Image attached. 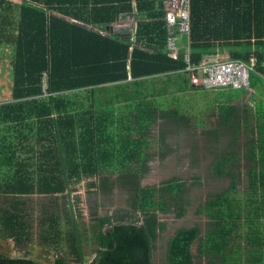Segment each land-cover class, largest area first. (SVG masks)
<instances>
[{
	"label": "trees",
	"instance_id": "obj_1",
	"mask_svg": "<svg viewBox=\"0 0 264 264\" xmlns=\"http://www.w3.org/2000/svg\"><path fill=\"white\" fill-rule=\"evenodd\" d=\"M158 1L0 0V61L9 59L13 70L12 99L0 102V239L19 247L30 242L31 199L52 198L38 243L57 256L39 262L0 253V264H154L155 241L166 229L160 215L186 214L188 192L201 177L193 185L179 178L142 185L155 154L163 160L172 150L162 127L156 138L157 124L192 125L177 110H162L153 91L178 85L208 92L189 84L181 58L168 56ZM124 13L142 19L135 40L86 28L111 26ZM188 38L193 62L229 51L245 62L255 57L256 72L250 89L219 92L215 128L203 125L217 146L230 137L211 169L230 186L199 208L208 218L205 234L196 224L171 237L166 264H196L198 240L205 264H264V0H191ZM248 94L251 102H243ZM83 182L93 223L91 262L82 252L88 230L77 187ZM116 185L130 194L131 221L121 220L128 211L99 215V197L109 199Z\"/></svg>",
	"mask_w": 264,
	"mask_h": 264
},
{
	"label": "rangeland",
	"instance_id": "obj_2",
	"mask_svg": "<svg viewBox=\"0 0 264 264\" xmlns=\"http://www.w3.org/2000/svg\"><path fill=\"white\" fill-rule=\"evenodd\" d=\"M1 56V55H0ZM3 57V56H2ZM164 83V79L162 81ZM158 84V83H157ZM178 86V85H175ZM168 86V85H162L159 86L157 91H153L154 93L158 94V97H155L156 103L162 110H169V109H175L180 114L186 115L187 117L191 118V126L189 127H182V128H175V132L170 135V133H167V141H168V135L172 136L171 140L168 141V143L173 144L171 146L172 150L165 155V158L163 160H160L157 157V154H155V157L153 160L150 161V172L147 174V176L142 181L143 186H157L161 185L165 180L167 181L168 178H179L180 180L187 181L189 177H187V170L188 174L191 172L193 167L189 164L183 165L184 160L186 157H192V155H187L186 150L184 147L185 142L188 137L194 136L196 137L198 135V138H203V135L208 136L204 132L203 125L206 123L207 125L205 128H215V122L216 117L213 115V110L216 107V102L218 96H220L222 93L227 92L228 90H208V92H193L191 90H186L184 88L182 89H176V87ZM164 87V88H163ZM12 88H13V70L12 67H10L9 59H6L5 61H0V102L8 101L12 99ZM264 88L260 90V95L264 97ZM222 92V93H219ZM259 95V92L257 93V97H261ZM242 100V99H241ZM240 100V101H241ZM244 100V101H243ZM243 102H251L249 94L246 95L245 98H243ZM254 105V103H253ZM181 130H183V134L181 136V133H179ZM156 131V138L159 136L161 129L158 127V125L155 127ZM228 136L226 135L222 146L226 147L228 146L229 140L226 141ZM208 139L210 140V137L208 136ZM227 142V145H224V143ZM211 143V140H210ZM193 145H198V141L194 140L192 142ZM156 145V144H155ZM214 145H209V153L212 155ZM159 149L158 144L155 147V151ZM188 149V148H186ZM197 149V148H196ZM208 149H206L208 151ZM195 150V149H194ZM197 153V151L195 152ZM198 154V153H197ZM200 155V154H199ZM168 157V158H167ZM167 158V161L165 162V159ZM195 158H193L194 164H195ZM186 166V167H185ZM208 165L206 166V169H208ZM172 173V174H169ZM198 175V174H196ZM200 175V174H199ZM167 178V179H166ZM172 179V178H171ZM170 180V179H168ZM223 180L219 182L218 185L223 184ZM229 182V181H228ZM241 191H244L247 189V183L246 181H243L240 188ZM78 194L81 196L83 201V219L81 222L84 223V226L88 231H86V240H84L83 244V254L85 256L86 261H90L91 257V237L93 236V229L88 228V226L91 227L93 224L92 221H89L88 214H87V204H86V197L87 192L85 188V183L83 182L77 187ZM193 186L191 187V190L188 192V198L189 202L192 201L193 197ZM99 199H102L99 203L102 204V202H105V204H108L106 208L102 211V214L104 216H113L117 212L118 216L124 215L127 211L129 212V204H130V194L122 189L119 185L115 186V189L113 191L112 196L107 199L102 196L99 197ZM205 200H201V202L198 203L196 210L193 212V215L191 216V220L187 221L185 224L189 225H196L200 224L203 227V234L206 233L207 230V221L208 218H206L205 215H199L198 211L199 208L202 206ZM55 202V199L48 198V197H35L31 199V206L32 208H29V215L30 219L28 220L32 226V239L30 242L22 244V246H16L14 240H3L0 239V253L5 254L6 256L12 257V258H28L39 262H54L57 259V256L52 252L50 255H47L48 250H43L39 247L38 243V225L43 217L42 214L45 213L44 210H47L49 208V205ZM62 200H60L59 205L57 208H61L62 206ZM1 203V198H0ZM61 203V204H60ZM1 205V204H0ZM99 212V209H98ZM99 214V215H100ZM169 216V215H168ZM160 218L166 222L167 217L166 216H160ZM171 223H178L177 219H175V216L173 214L170 215V218L168 219ZM182 223V221H180ZM182 225H184L182 223ZM83 226V227H84ZM162 241V239L159 240V242ZM199 240L195 243L194 246V253L196 254L197 263L196 264H205L206 260L200 258L199 254ZM158 252V251H157ZM165 252V248L162 246L160 247V254H158L157 260L159 261L161 258H163ZM159 253V252H158ZM69 261V260H68ZM70 262V261H69Z\"/></svg>",
	"mask_w": 264,
	"mask_h": 264
},
{
	"label": "built area",
	"instance_id": "obj_3",
	"mask_svg": "<svg viewBox=\"0 0 264 264\" xmlns=\"http://www.w3.org/2000/svg\"><path fill=\"white\" fill-rule=\"evenodd\" d=\"M166 50L174 60L181 58L184 67L180 71L188 77L189 84L206 90H248L250 77L256 72V58L249 62L234 59L229 54L206 55L200 62L191 59L189 42L180 46V38L191 31V0H165ZM95 258L93 256L90 262Z\"/></svg>",
	"mask_w": 264,
	"mask_h": 264
},
{
	"label": "flooded vegetation",
	"instance_id": "obj_4",
	"mask_svg": "<svg viewBox=\"0 0 264 264\" xmlns=\"http://www.w3.org/2000/svg\"><path fill=\"white\" fill-rule=\"evenodd\" d=\"M157 125H158V127L160 129L162 127L166 132L170 133V135H172V133L175 132V128L176 127L174 125H172V124H168V123L164 124V123L159 122ZM182 127L183 126H180L178 128H182ZM182 132H183V130H181L179 132V133H181V136L183 134H186V133H182ZM171 137L172 136L168 135V141L171 140ZM194 140L198 141V145H193L192 144V142H194ZM228 140L229 139L227 138L226 141H228ZM211 144L214 145V148H213V152L214 153L212 155L209 153V149H208V146L211 145ZM222 144L220 143L219 146H217L215 142L210 143V140L208 139V136H206V135H203V138H198V135L196 137L191 136V137L187 138V140L185 142V145H184V147L188 148V149L185 148L187 155H192V153L194 151H197V153L200 154L201 159H200V162L198 164L197 163L194 164L193 158L186 157V159L184 160L183 165L189 164L192 167L194 165L193 169L191 170V172H189V174H188V170H187V174L186 175H188L187 177H189V178L186 179V180L188 181L189 184L193 185L196 182V179H195L196 176H199V177H201V181L202 182L199 185H194L193 186L194 190H193V197H192L191 205H189L187 207V212L182 218H178L175 213H169V214L162 215V216H166L167 217L166 222H164L161 219V221L166 224V229H165L164 232L159 234L158 238L155 241L156 249H155V251L153 253V262H154V264H166L167 263V257L166 256H167V250H168V243H169L171 237L174 236L176 231L178 229L182 228V227H193V225H189V224H185V223L187 221L191 220V216L193 215V212L196 210V207H197L198 203L201 202V200H205L206 201L207 198L211 194H216V193H221V192H227L228 191L229 186H230V179H228V178L227 179H223L224 182L220 186L218 184L222 180L215 178L213 176L212 171H211L214 163L217 161L218 155L220 154V152L222 150L221 148L224 147V146H222ZM224 145H227V142L224 143ZM170 146H173V144L170 143ZM173 147H175V146H173ZM206 149H208V151ZM167 158L165 159V162L167 161ZM207 165L210 168L206 169ZM169 174H172V173H169ZM196 174H198V175H196ZM171 178L174 179L173 177H170L168 179L171 180ZM168 179H167V181H169ZM165 182H166V180H165ZM242 183H243V180L241 181V184ZM129 210H130L128 212L129 217L128 218L127 217H121L122 221H128V220L131 221V220H133L134 216H136V214L131 212L130 208H129ZM171 214H173V216H175V219H177L178 223H171L170 221H168V219L170 218ZM116 216H118V215L116 214ZM180 221H182V223L184 225H182V223H180ZM202 229H203V227H202ZM160 239H162V241L159 242ZM161 244L165 248V252H164L163 258H161L158 261L157 258H158V254H160ZM194 246H195V244H194ZM193 254L196 257V254L194 253V247H193ZM195 262L197 263V258H195Z\"/></svg>",
	"mask_w": 264,
	"mask_h": 264
},
{
	"label": "crops",
	"instance_id": "obj_5",
	"mask_svg": "<svg viewBox=\"0 0 264 264\" xmlns=\"http://www.w3.org/2000/svg\"><path fill=\"white\" fill-rule=\"evenodd\" d=\"M164 0H162L163 2ZM159 2L158 1V8H160L159 6ZM163 5V4H162ZM134 7V12L136 11V4L134 3L133 5ZM162 9V8H160ZM139 20H142L137 17H135L134 15L131 14H122L121 18L116 22L113 23L111 26L107 25V24H102L100 26H95V25H87L88 27H86L89 30H93L95 32L98 33H103L107 36H113L114 38H132L133 40H135L136 38V30H137V23L139 22ZM154 20V19H152ZM75 23L81 25V26H86L85 24H82L81 22H77L75 20ZM180 42V46L182 45H186L187 42H189V38H187V36H182L179 40ZM216 53L218 54H222L223 56H228V54L231 56V54L229 53V51H216ZM157 80V79H155ZM129 81H131V77L129 78ZM187 90V89H186ZM195 92V91H193ZM102 201V199H99V202ZM99 207V214L102 213L103 214V210L104 208H106L108 206V204H105V202H102V204H100ZM102 214H100V216H103ZM117 214V213H116ZM108 216V215H107Z\"/></svg>",
	"mask_w": 264,
	"mask_h": 264
},
{
	"label": "water",
	"instance_id": "obj_6",
	"mask_svg": "<svg viewBox=\"0 0 264 264\" xmlns=\"http://www.w3.org/2000/svg\"><path fill=\"white\" fill-rule=\"evenodd\" d=\"M162 4H163V2H162V0H160V2H159V6H160V8H163V5H162ZM157 186L159 187L160 185H157ZM118 214H120V213L117 212V215H118Z\"/></svg>",
	"mask_w": 264,
	"mask_h": 264
}]
</instances>
